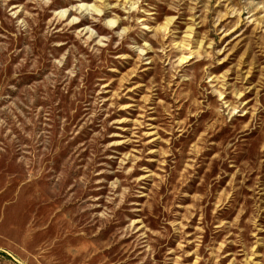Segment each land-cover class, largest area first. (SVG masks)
Instances as JSON below:
<instances>
[{
    "label": "rangeland",
    "instance_id": "obj_1",
    "mask_svg": "<svg viewBox=\"0 0 264 264\" xmlns=\"http://www.w3.org/2000/svg\"><path fill=\"white\" fill-rule=\"evenodd\" d=\"M0 264H264V0H0Z\"/></svg>",
    "mask_w": 264,
    "mask_h": 264
}]
</instances>
